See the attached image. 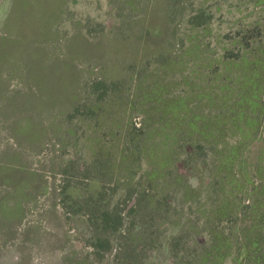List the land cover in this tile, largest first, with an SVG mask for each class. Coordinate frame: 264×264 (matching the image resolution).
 Segmentation results:
<instances>
[{
  "label": "rangeland",
  "instance_id": "1",
  "mask_svg": "<svg viewBox=\"0 0 264 264\" xmlns=\"http://www.w3.org/2000/svg\"><path fill=\"white\" fill-rule=\"evenodd\" d=\"M135 90L145 100L128 111ZM146 121L159 138L177 132L178 155L201 143L197 174L225 165L215 198L226 187L238 215L205 222L207 189H188L200 208L176 190L171 210L195 225L175 248L155 226L145 246L108 227V248H96L90 208L67 214L60 193L105 186L113 203L126 199L127 220L149 186L146 160L132 195L124 171L112 180L97 166L119 164L126 128ZM0 264H264V0H0Z\"/></svg>",
  "mask_w": 264,
  "mask_h": 264
},
{
  "label": "trees",
  "instance_id": "2",
  "mask_svg": "<svg viewBox=\"0 0 264 264\" xmlns=\"http://www.w3.org/2000/svg\"><path fill=\"white\" fill-rule=\"evenodd\" d=\"M142 28L145 32L146 27L143 26ZM185 38L189 40L190 44L195 43L199 45L200 43L198 42L200 35L196 34L194 29L188 31ZM179 39L180 36L175 29L170 39V41L173 42L171 44H174L175 41ZM171 46L167 50L165 48H160L158 51L162 53L165 52V50L169 51ZM154 54H157V52H154ZM98 84L105 85V82L100 81ZM137 87L139 86L137 85ZM105 88L106 91L110 92H108L109 94L116 95L115 101L119 99V96L115 94V91L109 84L105 85ZM130 92L124 97V101L126 102L127 110L135 112L139 109V103L145 99H143V97L140 98L141 91L136 93L135 90L134 94ZM126 129L127 133L124 137L123 153L119 159V164L117 163V159H112L110 165L105 163L98 165L99 160H97L96 166L98 165L97 169L99 176H109L110 172V178L112 180L120 178L114 174L117 168L121 172L124 171L126 180L124 179L123 188L126 195L127 193L132 195V191L135 192V190L139 189V186L134 183L138 182V179H136L138 175L137 170L141 169L140 167L143 165L141 161L143 159L146 160L147 167L144 169V180L149 186L145 188V190L141 189L136 192L132 206L125 213V216L127 214V220L124 221V213L122 210V205L125 203L126 199H122V201L118 200L116 203H113V200H110L106 196L108 190L105 186L93 189L92 193L89 194L77 195L78 198L73 193H70V195L67 194L65 197V191H67V189L60 193L63 195V198L70 202V205L66 206L67 214L74 213V215H79V212H83L85 207L90 208V221H92L94 227L92 242L96 245V248H108L107 240H101L102 237L99 233L103 229H108V227L112 228L114 231L121 229L129 233L136 231L140 239L139 241H141L142 246H145L146 243L151 240V228L154 226L157 228V231H161L162 234L168 238L169 245L175 248L173 238L177 235L181 237V235L184 234L187 239L186 234H188L193 225H195V223H189L191 219L185 215V212L178 213L174 210L175 207H173L171 202V196L176 190L182 192L183 200L187 202L185 205L189 204L191 207L196 203L200 208V200H194V198L188 194V189L196 187H205V189H207V199L210 201L209 208L213 209V211L210 213L207 208H205V214L201 215L204 217L205 222L206 220L210 222L213 217V219H224V217L238 215V197H233L235 199L232 201L233 207H227V199L231 195H223L226 187H223V192L218 194V199L215 198L214 189H216V186H220L222 183L229 184L228 175L222 169L225 165H223V163L214 162L212 171H208L207 175L205 173L199 175L196 170H193L191 164H194L193 161L199 152L198 149L202 147L201 143H191L192 140H189L186 145L180 147L182 149L180 152L183 154L182 156L178 155L176 147V142L182 141V138L177 132L174 133L173 130L170 131L166 129L164 131L166 135L159 138L158 133H160V128L147 121L143 122L141 126L135 123L129 124ZM161 129H163V127ZM54 187L55 185H53V188ZM133 188L134 190H132ZM153 190L157 191V193ZM162 190H166L167 193L163 195V197H160L159 194ZM126 195H124V198ZM186 198L189 199V201H186ZM135 199H137V201ZM216 202H218V205ZM172 208L174 209L171 210ZM142 213H144L143 216ZM192 221L194 222V219ZM170 226H172L174 230H172ZM212 229L216 234L222 232V230L216 227H212ZM126 258L135 259L137 256L133 254V251H130L126 252Z\"/></svg>",
  "mask_w": 264,
  "mask_h": 264
}]
</instances>
